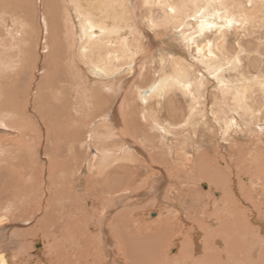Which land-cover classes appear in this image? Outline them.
<instances>
[{"label":"bare ground","instance_id":"6f19581e","mask_svg":"<svg viewBox=\"0 0 264 264\" xmlns=\"http://www.w3.org/2000/svg\"><path fill=\"white\" fill-rule=\"evenodd\" d=\"M14 1L15 4H13ZM14 1L0 0V72L3 69L6 71L5 67L11 57V55L9 57L8 53L14 45L13 41L17 38L16 35L23 32L21 28L25 27L24 20L21 21V17L19 19L17 14L13 15L10 11L13 8L15 11L16 6L23 7L25 3L30 2V0ZM35 2L38 12L37 19L41 26V42L44 40V45L41 49L46 52L43 57V66L46 72L44 76L42 74L43 77L40 80L37 79L40 81L37 84V88L41 90L44 85L51 88V92L54 95V100H51L53 107L61 108V106L66 104L64 107H67L69 113H71L68 118V125L79 126L77 124L83 123L85 118L91 116L95 118L105 112L102 116L104 117V122L108 120L114 126L113 129H117L119 132L122 131L123 129L119 125V111L112 108L111 104L114 101H120V99H116L119 94L124 92L128 82L138 72H143L142 69L145 68V65H138L139 59L152 54L153 50L155 54H159L157 60L161 64L165 65L167 62L170 63L172 61L174 70L172 73L162 70L164 73L158 82L148 85L147 87L149 88L146 90L144 88L147 87L139 85L137 92L133 91L132 95L135 93L136 99L145 105L140 104L141 112H143L141 116L145 119H150L152 124H155L156 120L152 118L149 109H146L153 98L157 100V105L161 108L166 101L168 102L166 104L175 108L174 104H171L173 101L167 95L172 88H176L178 85V88L182 90L180 93H183L190 100H188L190 102V116L205 115L203 122L209 125V118L200 109L201 100L203 98L206 99V93L201 92L203 86L198 83V80L191 79L188 68L184 64L186 58L182 56L186 54L180 48L181 46L172 40L171 37H166L167 34L162 37L160 35H152L146 29V26L143 27L141 25L140 18L142 16L143 21H146V25L152 30H157L160 27L166 29L169 26L171 27V25H176V27L185 25L184 31L176 32V38H187L186 46L188 48H192L195 45L197 62L207 68H212L211 74H215L214 78H220L217 74L218 71L220 72V68L223 69L222 62L228 66V70H239V73L237 72L236 76H234V82L231 80L227 81V79H231L227 78L226 82L222 83L224 87V102L222 97L216 96L213 107L209 110L211 113H208V115L212 116V122L220 125L224 136H229L231 131H241V133H246V135L233 136V140L238 141L240 139L242 143V140L244 141L245 138H248L251 144L250 147L247 144V147H249L247 151L245 145H238L237 150L234 151L235 162L229 170L232 171L234 165L239 168H241V165H245L249 166L245 167V172L250 173L254 169V174H257L256 180L252 177L253 174L247 176L249 178H246V182L238 180V187L243 196H247L252 201L253 207L250 209L241 205V203H236L233 194L229 192V188L232 187L231 172H228V176L224 177L225 169L221 167L214 168L215 160H217L214 155L207 154L208 160L212 164L202 171L193 164L189 166V161L192 159L186 155L190 154L186 148L188 141L185 147H177L182 149L180 152L169 154L170 161L164 158L162 162L161 159L157 158V154L152 153L154 154L151 155L153 160L157 164H163L170 173L166 169H153L141 183H139V179L144 174L142 168L146 163L143 160L144 158L142 159L141 156L138 157L136 154H141L145 157L147 155L141 146L130 137H127L125 142H123L124 144L120 146L113 142L107 143L103 146V150H99L102 154H97L98 152L95 151L91 157H85L86 160L85 158L82 161L76 159L77 161L74 163L81 164L80 166L70 162L72 157L69 159L68 156H65L66 158L64 160L61 159L60 162H55L53 158H50L47 162L49 177L55 179L61 172L66 176L67 169L72 166L75 167L74 171L76 173L79 172L81 174L83 162L84 160L86 162L89 158L93 164L88 166V170L89 172L96 170L98 173L96 175L99 178L95 179L94 176V178L92 176L88 178L87 193L85 195L87 198L85 201L92 205L90 208L86 209L81 204L82 202L78 203L77 198L80 193L78 195L71 194V197L66 196L68 200L65 201L64 195L60 194L62 189L65 190L67 188L65 186L59 188L56 186V190L51 192L55 195L57 192L58 196L45 200L44 205L47 207H52L53 204H56L57 206L59 205L57 208L60 214L66 213L61 224L63 230H68L67 236L65 235L68 241L64 245L66 248L68 247L66 252L61 253L62 256H58L56 253L57 257H52L49 264H264L263 246V252H257L259 251L258 245H262L257 243L258 241L264 242V238L252 241L254 245L250 242L254 239V235L264 232V194L259 192L258 185L264 174V135L262 134L263 125L257 121V119H264V0H34ZM147 4L156 5V8L147 7ZM30 6L33 5L31 4ZM194 11H197L193 17L198 19V24L196 28L191 30L192 23L187 22V20H191L190 15ZM193 17L192 19H194ZM232 28L237 30L236 36L238 37H235L237 51L230 55V50L228 51V47H231V44H229V30ZM211 30L216 33H213L214 37L210 36L211 32L209 31ZM242 31H246V33L242 34ZM199 37H206L204 43L199 41ZM255 37L258 39L257 42L248 46L244 44L245 38ZM243 57L247 60V67L251 66L252 71L245 70L242 64ZM60 60L64 62L62 67L59 65ZM10 64L7 68L10 67ZM140 66H143L141 70H139ZM56 77L58 78L57 81L55 80ZM66 80L69 81L68 84L70 86H68V89L66 87L67 90L65 91V88L58 86L63 81L65 83ZM54 82L58 84L57 88H55ZM4 83L1 81L0 86L4 85ZM195 84L197 85L196 87ZM62 86H65V84ZM108 88L113 89V95L104 93ZM230 98L233 99L235 107L233 109L232 106H227L234 111H227V107L223 106ZM128 104L129 102L127 103L124 99L120 103L123 110ZM129 109L134 110L132 108ZM11 110L16 111L15 108ZM123 110L121 111L124 114ZM131 110H126L123 117L126 118L125 115H128L126 119L134 118L133 112L132 115L127 112ZM4 112L10 113L5 101H2L0 102L1 123L6 127L15 125V122H12L15 121L14 118L10 117L9 114L4 115ZM234 112L238 116L242 115L245 117L247 130L241 129L238 124L240 118L233 114ZM13 114L15 113L13 112ZM5 118L8 120H5ZM41 118L39 124H42L43 127L45 125V137L49 138L53 125L47 123V120L43 117ZM40 125L38 126L40 127ZM23 127L21 133L27 136L30 128L24 124ZM77 130V128H68V133L71 134V140L73 141L78 139ZM125 131L127 130L125 129ZM132 132L134 133V130L127 132V134H132ZM54 134L57 135L55 132ZM55 137L57 138V136ZM15 140L17 141L18 139L16 138ZM11 141L9 140V142ZM64 141L63 143H65ZM22 143L23 141H21ZM125 144H127L126 147ZM72 147L75 148V145ZM121 147H125V150L123 149L124 152L119 151L117 154V149ZM73 148L70 150L71 152H73ZM176 159L184 163L185 172L178 170L177 173H173V167L172 164L170 167V163ZM213 163L215 164L213 165ZM76 167H78L77 170ZM168 174L170 178H168ZM202 178L208 179V183L204 182V184H201L207 190L197 189L199 187L195 185L196 189L185 187L191 183L198 184ZM84 179V177L79 178V181L83 182ZM49 182L51 183L50 185L55 183L53 181ZM27 184H23V187L19 188V190L15 189L18 190L15 196L8 198L11 199L13 197V209L4 205L7 202L3 201L0 203V264H14V262L26 264L23 261L33 258L32 254L34 253L25 254L21 252L19 249V238L10 237L8 235L9 229L2 227L6 226L10 215L19 214V216L27 215L26 217H28L29 213L32 214L42 210V197L39 200L36 199L39 201L37 206L33 202L35 204L33 205L36 206L34 210L31 209L30 205L32 204L29 202V200L33 199V196L29 198L26 196H28L30 191H34L33 195L36 197L38 189L41 186L44 188V184L40 183V186L34 185L35 187L28 184L29 187L25 190L24 185ZM216 185L223 190L221 197L215 196L217 194V191H215L217 189ZM19 186L17 184V187ZM72 186L74 187V185ZM143 187L145 188L144 190L142 189ZM195 190L199 192L193 193ZM211 192L214 195L211 196ZM195 196L200 198L201 203H203L205 196L208 200L205 206L208 209L205 210L203 208L202 213L194 208L189 209L190 212H187L188 216H186L193 220L192 223L188 222L189 220H186V218L184 220L181 210L180 212L178 210L175 213L173 212L174 214H172L171 210L170 216H167L169 214L167 212L168 214L166 213L165 217L160 216L158 219L154 217L156 220L150 219L148 223L146 222L147 220L143 222L142 219L145 218L139 216L142 208L152 209L156 206L164 209L166 205H176L173 199L178 200V198L183 199L184 202L187 199L189 206L193 207L190 202ZM143 197L145 199L142 201L146 202L149 200V203L145 204L144 207H140V199ZM200 202L197 204L201 205ZM51 207L43 209L45 210V217L40 220L43 223L41 224L42 228H45L44 221L52 209ZM53 209L56 208L54 207ZM193 209L195 210L194 216L191 214ZM123 210H126V212L123 213ZM229 210L233 213V216L228 214L227 216H222L224 212ZM253 210H255V213ZM79 212H81L80 218H78ZM184 223L186 225L190 223L187 226L188 229ZM253 223L256 225H253ZM219 224L220 226L218 227ZM55 226L52 230L57 231ZM37 229L38 227L35 230ZM89 229H93V231L91 232ZM175 229L178 231H174ZM183 229L187 233L184 234ZM39 231L41 233V229ZM17 235H21V233ZM42 236H40L41 238H34V243H39L40 246L37 249V252L39 251L36 254L37 257H39L41 252L43 254L46 252L47 240ZM49 236L47 238H50ZM154 236L156 237L155 239ZM160 242L161 245H159ZM173 244L180 247L178 255H170L169 253V250L173 249ZM235 245H237V248H235ZM149 247H153V249L148 250ZM203 248L207 249V253L202 252V254H199ZM241 251H243V254H240ZM50 253L52 254V252ZM52 256L54 255L52 254ZM42 259L43 257H41ZM255 259L258 261H255ZM44 260L46 259L44 258Z\"/></svg>","mask_w":264,"mask_h":264},{"label":"rangeland","instance_id":"374dc122","mask_svg":"<svg viewBox=\"0 0 264 264\" xmlns=\"http://www.w3.org/2000/svg\"><path fill=\"white\" fill-rule=\"evenodd\" d=\"M13 4H15V1ZM25 4L23 5V7L16 6L17 8L15 9V11L13 10L14 8L11 9V11H10V13H13V15L17 14V17L19 19L21 17V19H20L21 21L24 20L23 22L25 23V27L21 28L19 26V28H21L23 32L16 35L17 38L15 37L16 39H15V41H13L14 45L10 48V52L8 53L9 57H10V55H11V57L9 59V63L7 66H9V64L11 63L10 67L7 68V66H6L5 67L6 71H4V69H3L2 70L3 72L2 71H1L2 73L0 72L1 73L0 74V77H1L0 82L1 81L5 82L4 85L0 86V97H1L0 102L5 101V105H6V107H8V111L10 112V113L4 112V115L9 114L10 117L14 118V120H15V121H12V122H15V125H13V126L8 125L7 127L5 125H3L0 121V128H1L0 129V203L3 201L7 202V204H4V205L9 206V208L13 209L14 208V205L12 204L13 197L11 199H8V198H10L11 196H15V194L19 190V188L23 187V184H27L29 182L28 184L32 187H35L34 185L40 186L42 183L44 184V188L41 186L40 189H38V191H37L38 193H36V197H34V195H33L34 191L33 192L30 191L28 196H26L27 198L33 196L32 197L33 201L29 200V202L32 204V205H30L31 209L36 208V206L38 205L37 202H39L37 200H39L42 197L43 198V201H42L43 205L41 204L42 210L34 212L32 214L29 213L28 217H26L27 215L19 216V214L10 215V219L7 221L6 226H2V227H6L9 229L8 235L10 237L19 238V240H20L19 241L20 242L19 243V249L21 250V252H23L25 254H29L32 252L34 253V254H32L33 258L31 257L28 260L23 261V262H25L26 264H49L52 257H57V255L60 256L61 253L63 254L66 252L68 247L66 248V246H64V245H66V242L68 241L66 238L68 230H63L62 224H61V223H63L61 221H62L63 217L66 216V213L65 212H64V214L59 213V209L57 208L59 205L57 206L56 204H53V205H55L54 207L56 209H53L54 208L53 205H52V207L50 206L52 209L49 211V213L47 214L45 221H44L45 228L46 229L48 228L46 231V229L44 227L43 228L41 227V224H43V223L40 222V220H43V218L45 217L44 216L45 210H43V209L50 208V207H47L46 205H44V203L46 202L45 200L49 199L50 197L52 198V197L58 196L57 192H56V195L51 192V191L56 190V186L58 188L62 187V186L63 187L65 186L68 188L69 186H71V187H69V189L65 188V190L62 189V191H60L61 192L60 194L64 195L65 201L68 200L67 197H71V194H73V195L77 194L78 195L80 193L79 197L77 198L78 203L80 204V202H82L81 204L84 206V208H86V209L90 208L92 205L89 202L85 201L87 198L85 195L87 193L88 178L92 176V178L95 177V179H98L99 177L97 176L98 173L96 172V170H92V172L91 171L89 172L88 166L92 165L93 162H92V160H89V158L85 162L86 158L88 156L91 157L92 155H94L95 151L98 152L97 154H102L99 150H103V146L109 142L110 143L113 142V143L117 144L118 146L123 145L124 144L123 142H125V139L127 137H130L131 139L133 138L136 141V143L139 146H141L142 150L147 155V157H145L141 154H136V155H138V157L141 156L142 159L144 158L143 160L146 163L145 166L142 168L144 174L142 175V177H140V179H142V180L139 179V183L143 182L146 179L147 175H149L148 173H150L153 169L154 170L156 168L166 169V167L163 164H160V163L157 164L156 161L153 160V157L151 155L157 154L158 155L157 158L161 159L162 162L164 161L163 160L164 158L166 160L170 161L169 154H171V153L175 154V153L180 152L182 149H179L177 147H185L186 142L188 141L186 148L190 154H186V155L192 159L191 161H189L190 163L188 162L189 166L191 164H193V165H195V167H198L202 171L203 169L207 168L210 164H212L208 160L209 157L207 156V154H210L211 156L214 155L217 158V160H215L216 164L213 163V165L215 164L214 168L221 167V168L225 169L226 172H224V175H223L224 177L225 176L227 177L228 172H231V178H232V182H231L232 185L231 186L232 187L229 188V192L233 194V196L236 200V203H238V204L241 203V205H244L246 208L249 207L250 209H252V207H253L252 201L249 200L247 198V196H243L240 188L238 187V180L240 182L242 180L244 182H246V178H249L247 176L250 174L251 175L253 174L252 177L256 180L257 174H254L255 170L253 169L250 173H247L244 171V169H245V167H249V166H245V165L244 166L241 165V168L237 167V165H234L232 171L229 170V168L232 167L234 162H235V152L234 151L237 150L238 145H245V147L247 148L246 151L251 146L248 138L247 139L245 138L244 141L241 139L242 140V143H241L240 139L238 141L233 140V136H240L241 134L246 135V133H243V132L241 133V131L240 132L231 131L230 132L231 134H229V136H224L223 131H221L222 129L220 128V125H218L215 122H212L211 121L212 116L208 115V113L209 114L211 113L209 110L213 107L214 99L216 96L222 97L223 98L222 101L224 102V97H223L224 87H223L222 83L226 82L227 78H231V79H227V81L231 80L234 82L235 81L234 76H236L237 72L239 73L238 69L228 70V66H226V64L224 62H222L221 65H222L223 69L220 68V72L218 71V74H217L218 76H220V78H217V77L214 78L215 74L214 73L211 74L212 68H210V67L207 68V67H205V65H201L199 62H197V59H196L197 52H196L195 45L192 48H188L186 46L187 38H176V36H175L176 32L177 31H181V32L184 31L185 25H183L184 27L183 26L182 27L181 26L176 27V25H171V27L169 26L166 29L160 27L157 30L156 29L152 30V29H149L148 25H146L147 24L146 21L144 22L143 21L144 19L142 18V16L140 18V15H139V18L141 20V25L143 27L146 26V29H148L152 35H155V36L160 35L162 37L163 35L167 34L166 37H168V36L171 37L172 40L176 41L179 44V46H181L180 48L183 50L184 54H186V55H182V54L181 55L186 58V61H184L185 62L184 64H185V67L188 68L191 79L192 80H198L199 81L198 83H201V86H203L202 89L203 90L206 89L205 91L201 90L202 93H204V92L206 93V99L203 98L201 100V103H200L201 108L200 109H201V112L206 113V116L210 120V122H209L210 124L208 125V123L203 122L205 119V115L200 114L196 117L190 116V109H189V103H190L189 101L190 100L187 99L188 97L184 96L183 93H180V92H182V90L180 88H178L179 87L178 85L176 86V88H172L169 91L170 93H168V95H167L168 98L173 101V103L171 102V104H174L175 108L166 104V103H168L167 101L164 102V105L161 108V107H159V105H157V103H158L157 100L155 98H153V99H151L149 106L146 107V109H149L150 113L152 114V118L156 120L155 124H152L150 119H145L143 116H141L143 113V112H141V110H142L141 105H143V104L136 99V96L134 95L135 93L132 95L133 91L137 92L139 85H141V87H147L148 85H150L154 82L156 83V81L158 82L161 79L164 72L172 73L174 70L172 61H170V63L167 62L165 65L161 64L160 61L157 60V57L159 54H155V51L153 50L151 52L152 54H149V55L139 59L138 65H145L144 69H142L143 66H140V68H139V70H141V69L143 70V72H142L143 75H142V73L138 72L128 82L124 92L122 94H119V96L117 97L116 100L120 99V101H117V102L114 101V103L111 104L112 108H115L119 111V114H120L119 115L120 116L119 125L123 129L122 131L119 132V130L113 129L114 126L111 124L110 121L107 120L106 122H104V120H103L104 117H102V116L105 114V112H103L101 116L99 115L95 118H93L92 116L87 117L84 119L85 122L83 120V123L77 124L79 126L73 127V126L68 125V123H67L68 118L71 115V113H69V109L67 107H64V106H66V104L64 106H61V108L53 107L54 105H51L52 104L51 100H54V95L51 92L52 91L51 88H48L49 86L45 87L46 85L42 86L41 90L40 89L38 90V88H37L38 87L37 84L40 82L38 80H40L41 77H43L45 75V72H46V70L43 66V57H44V54L46 52H43V49H41L44 45V40L41 42V26H40L39 20L37 19L38 12H37V7L35 5L36 2L34 3V0H30V2H27ZM31 4L33 6H30ZM139 4H140V2H139ZM25 6H27V7H25ZM147 7H153V9H155L156 5L147 4ZM140 10H141V8H140ZM195 12H197V11H194L193 12L194 14L191 13V15H190L191 20H187V22L192 23L191 30L196 28L197 24H198V19L193 17L194 15H196ZM141 14H142V12H141ZM9 16H10V14H9ZM191 16L194 19H192ZM236 31L237 30H235L234 28L229 30V41H230L229 44H231V47H228V51L230 50V55H233V53L237 51V46H235L236 45V38L238 37V36H236ZM209 32H211L210 36H212V37L215 36L213 34V33H215V31L211 30ZM243 33L245 34L246 31H244V32L242 31V34ZM196 38L198 39V37H196ZM205 40H206V37H202V38L199 37V41H202L204 43ZM263 40H264V38H263ZM257 41H258V39H256V37L255 38H245L244 44L246 46H248L249 44H252V43L257 42ZM202 42H200V43L203 44ZM232 45H233V47H232ZM6 52H7V50H6ZM241 56H243V55L241 54ZM244 59L242 61V64H243L245 70L246 71L247 70L252 71L251 66L247 67L248 63H247L246 58H244ZM61 60L63 61V59H61ZM61 60H60V64H59L60 67H62L64 65V62H61ZM16 61H18V62H16ZM16 65H18V66H16ZM165 66H166V68H165ZM189 66H191V67H189ZM11 68H13L14 71L11 70ZM189 69L193 72V75ZM224 70L226 73L223 72ZM221 72H223V73L221 74ZM14 73H15V75H14ZM42 74H43V76H42ZM198 75H200V76H198ZM203 76H205V77H203ZM55 80L57 81L58 78L56 77ZM208 80H210V81H208ZM15 81H17V82H15ZM236 81H238V80H236ZM243 81H244V79H243ZM63 82H61L58 87L65 88L64 90L66 91L69 88L68 86H70V84H68L69 81H67V80L65 81V83H63ZM54 83L56 85L55 88H57L58 84L56 82H54ZM64 84H65V86H62ZM196 86L197 85L195 84V87ZM215 86H217V87H215ZM66 87H67V89H66ZM148 88L149 87L144 88V89L146 90ZM96 89H98V88H96ZM112 90L113 89L108 88L104 93L108 94V95H113ZM127 94H128V96H127ZM46 95H49V96H46ZM3 98H5V99H3ZM39 99H41V100H39ZM123 99L126 100L127 103L129 102V104L125 107V110H123L121 105H120V103ZM232 100L233 99L230 98V100H228V102L223 104L224 107H227V111H234L233 109L235 106H234V102ZM133 101H135L134 104H133ZM45 102H47L48 104ZM205 103H207V104H205ZM227 105L232 106L233 109L229 108ZM143 106H145V105H143ZM168 106H169V110H168ZM205 106H206V108H205ZM155 107H159V108L156 109ZM12 108H15L16 111H12L11 110ZM129 108H132L134 110H131ZM66 109H67V111H66ZM121 110L124 111V114H125L126 110H131V111H127V112L131 113V115L133 112L135 117L131 118L130 120L126 119L128 117V115H125L126 118H124L123 117L124 114L122 113ZM13 112L15 114H13ZM233 114L237 115L236 112H234ZM41 117H43L45 120H47V123L53 125V127H52L53 130L50 133L49 138L45 137V133H46V131H45L46 129H44L45 125L43 127L42 124L41 125L39 124L40 119H42ZM237 117L240 118V120H241V121L239 120V123H238L240 125L241 129L247 130L248 129L247 128V120L245 119V117H243L242 115H239V116L237 115ZM91 118H93V119L91 120ZM5 120H8V119L5 118ZM257 121L261 122V124L263 125L262 134L264 135V119L263 120L257 119ZM108 122H110V123H108ZM35 123H37V124H35ZM23 124L27 125L30 128L29 132L27 133V136L24 135L23 133H21L22 129L24 128ZM38 125H40V127ZM38 127H39V129H38ZM68 128H71V129L77 128L78 129L76 131L77 135H78L77 140H75V141L71 140L72 136L70 133H68ZM125 129L127 131H125ZM129 129H130V131L134 130V133L132 132V134L131 133L127 134V132H130ZM54 132L57 133V135L54 134ZM129 134H131V135L129 136ZM55 136H57V138ZM131 136H134V137H131ZM39 137H40V139H39ZM16 138L18 139L17 141L15 140ZM9 140L10 141L13 140V141H11L13 143L9 142ZM64 140H68V141L65 142ZM79 140H81V141H79ZM21 141H23L22 144H21ZM63 141L65 143H63ZM188 143H190V144H188ZM71 144H72V146L75 145L77 152H76L75 148H73L71 146ZM247 144L249 145V147H247L248 146ZM126 145L127 144H125V147H126ZM252 146H255V145H252ZM71 147L74 149L73 152L70 151L72 149ZM125 147H121V148L117 149V151H116L117 154L119 153V151L124 152ZM48 148H50V149H48ZM212 149H214V151H212ZM152 153H154V154H152ZM182 153H184V151H182ZM65 156H68L69 159L72 157L70 159V162L72 164L77 160L82 161L86 157L84 162H83L81 174L79 172L76 173V171H74L75 167L72 166L71 168L67 169V172L65 174L66 176H64L63 173L61 172L60 174H58L56 176L55 179L53 177H49V174L47 171L48 170L47 169V164H48L47 162L50 160V158H53L55 160V162H60L61 159L64 160L66 158ZM56 157H57V159H56ZM19 164H20V166H19ZM26 164H28V165H26ZM74 164L76 166L81 165L78 163H74ZM171 164L173 167V173L174 172L177 173L178 170H182L183 172H185V166L181 160L176 159L174 161H171L170 167H171ZM19 167H21L22 169L21 168L19 169ZM77 168L78 167H76V170H77ZM28 169H29V171H28ZM16 170H19V171H16ZM27 171H28L29 175H27L28 174V173H26ZM157 171H158V169H157ZM166 171L168 172L169 170L166 169ZM15 172H16V174H15ZM25 173H26V175H25ZM96 173H97V175H96ZM168 173H170V172H168ZM16 176H18V177H16ZM21 177H23V178H21ZM83 177L85 178L83 181L84 183L79 181V178H83ZM168 178H170L169 174H168ZM20 180H22V181H20ZM30 180H32V181H30ZM49 181H53L55 183L50 185L51 183ZM207 181H208V179L202 178V180H200V182L198 184L191 183L185 187L186 188L193 187L192 189H196L195 186L196 187L198 186L199 188H197V189L207 190V188H205V187L203 188V185H201L202 183L204 184V182L208 183ZM12 182H13V184H12ZM35 182H37L38 184ZM233 182H234V184H233ZM17 184L20 186L17 187ZM27 185H24L25 190L27 189V187H29V185L28 186ZM72 185H74L75 188ZM258 185H259V192L264 194V174H263L262 180L259 181ZM39 186H38V188H39ZM215 187L217 188V189H215V191H217V194L215 196L221 197L223 195L222 188H220L218 185H216ZM8 188H10V189H8ZM15 189H18V190H15ZM142 189L144 190L145 188L143 187ZM10 190H12V191L10 192ZM76 191H79V192H76ZM1 192H3V193H1ZM4 192H6V193H4ZM66 192H68V193L70 192L69 195ZM198 192H199L198 190H195L193 193H198ZM218 192L220 195L218 194ZM4 195H6V196H4ZM210 195L212 196L214 194H212V192H211ZM2 196H4V198H2ZM260 196L263 197L262 195H260ZM22 198L25 199L24 197H22ZM7 199H8V201H7ZM143 199H145V197L140 199V207H142V206L144 207L145 204L149 203V200L146 202H143L142 201ZM199 199L200 198L198 196H195L191 199L192 202H190V204L193 207L189 206V201L187 199H185V202L183 201V199L181 200L180 198H178V200L173 199L174 203L176 202V205L175 204H169V205L164 206V209L158 208L156 206L153 207L152 209L142 208V210L146 211L147 213L146 212L144 213L141 210L140 215L139 214L138 215L141 218H145V219H142L143 222H145L147 220L146 222L148 223V221L150 219L156 220V219H154V217L155 218L157 217V219H158L160 216L165 217L168 213L169 214L167 216H170L171 212H172V214H174L175 212H177V210H178V212H180V210H181L182 215H184V220L186 218V220H189L188 222L192 223L193 220H191V218L187 217L188 216L187 212L188 213L190 212L189 209L194 208V209L199 210L200 212L203 210V208H205V210L208 209L205 206V204L208 201L205 198V196L203 199V203H201ZM173 201H172V203H173ZM198 201L201 203V205L197 204V203H199ZM33 202L36 204V206H34L35 204ZM156 209H160L161 211L156 210ZM193 210H191L192 216L195 215V210L194 211ZM148 211H150V212H148ZM122 212L125 213L126 210H123ZM161 212H163V213H161ZM253 212L255 213V210H253ZM80 214H81V212L78 213V218L81 217ZM163 214H165V215H163ZM227 214L229 216H231L233 213L229 210L228 212H224L222 216H227ZM180 221H182V220H180ZM54 222H56V223H54ZM182 222H185V221H182ZM190 223H187V225L184 223L186 228ZM59 224H61V225H59ZM253 225H256V224L253 223ZM54 226L57 229V231L52 230ZM185 226H184V228H185ZM219 226H220V224L218 225V227ZM37 227H38V229L35 230ZM58 227H60V228H58ZM40 229H41L42 234L39 233ZM59 229H60V232H59ZM89 230L91 232L93 231V229H89ZM183 230H184V234L187 233L185 229H183ZM174 231H178V230L175 229ZM19 233H21V235H17ZM61 234L63 237L61 236ZM42 235H46V236H42ZM48 235H50L49 237L51 239L47 238ZM17 236H19V237H17ZM40 236L44 237V239L46 238L45 240H47L46 241L47 246L45 249V251H46L45 254H43L40 251L41 254H39V257H37L36 254L39 251L37 252V249H38L36 246L37 243H34V238H37V237L41 238ZM262 237L264 238V232H261V233L259 232L258 234L254 235V237H253L254 239H252L250 242L254 245V243L252 241H254L255 239L256 240L260 239ZM155 238L156 237L154 236V239ZM178 241H179V238H178ZM257 244H262L261 246L258 245L259 251H257V252H263L264 242L261 243L260 241H258ZM159 245H161V242ZM262 246H263V249H262ZM172 248L173 249L169 250L170 255H178L180 247L176 246V244H173ZM235 248H237V245H235ZM115 249L117 250V248H115ZM152 249H153V247L148 248V250H152ZM162 249H163V247H162ZM50 252H52V254L54 256H52V254ZM202 252L207 253V249L203 248L199 254H202ZM56 253H57V255H56ZM240 254H243V251H241ZM41 255H43V256H41ZM76 256H78V255H76ZM256 256H257V254H256ZM41 257H43L42 260H41ZM44 258L46 260H44ZM255 261H258V260L255 259ZM17 263L18 262H14V264H17Z\"/></svg>","mask_w":264,"mask_h":264},{"label":"water","instance_id":"95a60500","mask_svg":"<svg viewBox=\"0 0 264 264\" xmlns=\"http://www.w3.org/2000/svg\"><path fill=\"white\" fill-rule=\"evenodd\" d=\"M37 246V248H39L40 246H39V243L36 245Z\"/></svg>","mask_w":264,"mask_h":264}]
</instances>
